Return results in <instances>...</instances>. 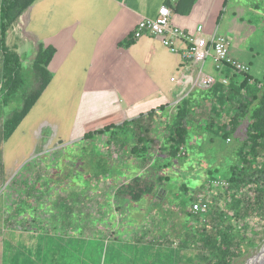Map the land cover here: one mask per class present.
<instances>
[{
    "label": "rangeland",
    "instance_id": "1",
    "mask_svg": "<svg viewBox=\"0 0 264 264\" xmlns=\"http://www.w3.org/2000/svg\"><path fill=\"white\" fill-rule=\"evenodd\" d=\"M240 1L243 5L228 4L230 8H227L221 19H217V21L221 20L220 31L219 21L216 27L217 33L228 39L232 51L239 48L234 54L241 62L248 65L249 74L254 79L264 81V0ZM55 2V0H44V2L37 0L26 14L30 11V29L39 33L44 23L42 26L44 36L50 37L49 42L56 45V20L57 18L63 20L67 11L59 10L55 13ZM58 5L61 6V4ZM64 23L66 24V21ZM229 30L230 34L224 33ZM31 48L28 46V49ZM25 52L20 51L24 58L22 59L23 74L27 83L30 84L33 62L29 60L28 54L24 55ZM57 59L55 55L50 65L51 71L55 68ZM204 70L215 75L210 59L207 60ZM1 74L0 69V76ZM29 86L31 84L26 85V87ZM64 87L68 88V85ZM78 87L77 84L72 85V89H68L66 95L68 99L65 100L54 101L53 90L48 92L46 98L39 101L37 108L25 118L20 129L7 141L3 139V122L18 107V104L16 99H12L5 107L0 89V264H178L180 261L187 262L194 254V250L179 247V244L183 234L192 229L191 218L186 214L190 211L191 201L199 193L198 196L212 192L217 194L211 197V200L212 198L219 201L227 199L226 179L230 174V166L237 160L236 151L247 136L249 114L239 119L230 141H226L218 133L191 123L185 145L186 155L179 157L165 156L166 154L161 150L165 126L172 122L175 108L172 107L169 114L163 117L146 123L147 120H143L142 123L153 127L155 140L152 146V159L153 156L160 155L159 158L153 159L151 168L147 167L148 173L143 171V174L148 178L150 176L168 178L164 186L159 185L165 189V191L160 190L159 201L152 196H145L139 202H114L112 199L116 185H111L108 180H101L93 183L88 192L92 195V199H102L106 202L108 197V204L101 206L92 203L84 208V216L78 215L80 218L78 221H81L79 225L84 228L83 236L76 233L72 240L44 239L35 242L32 238L33 234H19L18 231L10 233V230H7L4 224L3 200L19 178L24 179L28 176L35 178L40 174L39 169L42 172V169L46 168L49 174L54 172V177L47 175L54 179L57 174L62 177L70 170L72 176L63 181L64 188L68 193L72 191V188L74 191H79L83 189L80 183L85 182V180L80 182L79 179L87 178L86 172L90 169L88 165L93 160L85 149L89 151L90 148L95 147L92 144H96L102 152L111 151L115 159L121 155L125 165L121 163L118 167L123 178L127 176L123 174L124 170L130 171L129 178L138 175L139 167L142 171L141 168L148 164L135 165L136 159L128 155L129 150H124L125 153L117 152L114 145H108V136L98 137L93 140L94 142L86 143L82 140L65 145L75 125L77 112L75 91ZM52 89L57 88L53 85ZM209 103L206 102L200 107L202 109L198 112L199 116L196 115L198 121H209ZM98 149H96L97 152H99ZM211 177L214 180L210 181ZM153 180L155 179H152V182ZM94 186L96 190L91 192L90 189ZM211 189L212 192H210ZM259 226L262 229L261 235L254 237V245L247 247L244 256L235 264H256L258 258L263 255L264 223H259ZM19 240L22 243H29L33 249L37 244L42 250L36 252L32 248L22 249L17 243ZM165 240H170L174 244H161Z\"/></svg>",
    "mask_w": 264,
    "mask_h": 264
},
{
    "label": "trees",
    "instance_id": "2",
    "mask_svg": "<svg viewBox=\"0 0 264 264\" xmlns=\"http://www.w3.org/2000/svg\"><path fill=\"white\" fill-rule=\"evenodd\" d=\"M36 1L2 0L1 4L0 44L3 49L1 97L4 98L5 104L12 99H16L18 104L3 122L4 141L9 140L18 131L52 80L49 65L55 55L53 46L39 44L32 63L31 86L26 87L30 84L25 80L21 57L6 44L8 32ZM196 2L197 0H167L166 6H173L178 14L188 15ZM134 38L133 34L126 45L131 44ZM215 75L217 81L207 89L209 91L204 98L206 102H210L209 121L201 127L218 133L220 137L230 141L239 119L249 114L247 136L236 151V162L229 169L225 193L227 199L219 201L212 198L213 204L206 215L193 213L191 207L186 213L191 218L192 229L183 234L179 247L191 248L194 254L187 262L180 261L178 264H235L244 256L246 248L254 245V237L260 236L262 232L258 225L264 223V81L254 79L249 73H238L228 64H225ZM223 80H227L228 84H223ZM198 106L201 107L202 104L194 102L192 97L184 98L178 104L173 121L165 126L161 147L165 156L186 155L185 145L189 137V126L193 124L192 115ZM163 109L164 107H161V110ZM155 113V111L148 113L149 118L145 123L152 119ZM143 117L126 121L121 125H110L100 130L89 131L82 140L86 143L94 142L93 140L98 137L108 136V145H114L117 152L125 153L129 150L128 155L131 158L149 165L153 162L151 154L154 139L151 137L152 127L142 123ZM92 146L95 147L90 148L89 151L85 149L93 160L89 162L87 178L79 179V181L85 180L80 183L83 189L79 191H74L72 188L68 193L64 188L63 181L72 176L70 170L65 176L61 177L57 174L53 179L47 175L53 176L54 172L49 174L46 168V170L42 169V172L39 169L40 174L35 178L33 176L19 178L13 184L3 200L4 224L10 233L18 231L19 234H33L32 238L35 242L44 239L72 240L76 233L83 236L84 228L79 225L81 221H78L80 220L78 215L81 216L84 208L92 203L101 206L108 204V197L104 198L106 199L104 202L102 199H92V195L88 192L93 183L101 180H108L111 185H116L112 199L114 202H139L145 196L160 200L159 185H164L168 179L166 176H157L152 182V178L142 173L126 181L118 167L123 163L121 155L115 159L111 151L104 154L96 144ZM159 157L160 155L157 158ZM211 180H214L213 177L210 178ZM95 187L90 191L96 190ZM212 191L211 189L210 192ZM215 194L217 193L212 192L209 195L215 197ZM199 197L198 195L193 197L191 205ZM17 243L22 249L25 247L33 249L29 243H22L21 240ZM161 244L174 243L165 240ZM35 246L33 250L36 252L42 250L37 244Z\"/></svg>",
    "mask_w": 264,
    "mask_h": 264
},
{
    "label": "crops",
    "instance_id": "3",
    "mask_svg": "<svg viewBox=\"0 0 264 264\" xmlns=\"http://www.w3.org/2000/svg\"><path fill=\"white\" fill-rule=\"evenodd\" d=\"M40 1L44 2V0ZM55 1V13L59 10L67 11L63 20L60 18L56 20V45L49 42L50 37L44 36L42 32L44 23L39 33L30 29V11L28 14L25 12L8 32L6 44L10 49L18 52L21 60L24 58L20 51H26L24 55L28 54L31 62L37 55L39 44L51 45L55 48L57 64L52 71L50 65L53 60L49 65L52 80L40 98L41 101L51 90L54 92V101L68 99L66 96L68 89H72L74 84L79 86L75 91L77 94L75 125L65 145L82 141L89 131L100 130L110 125H121L142 116L147 120L148 113L152 111L156 113L151 121L163 117L169 114L172 107L177 111L178 104L184 98L192 97L194 102L206 103L207 100L204 98L209 90L195 85L199 65L186 63L180 53L170 51L159 38L151 35L134 38L131 44L126 45V42L132 38L138 22L155 18L160 7L166 5L167 0ZM232 3L243 5L240 0H197L188 15L178 14L173 6H170L168 8L171 10V26L194 33L195 28L203 25L206 36L220 35L216 27L219 21L220 31L221 20L217 21V19L222 18L227 8H230L228 4ZM1 4L2 0H0V9ZM171 4L174 5L172 2ZM74 23L76 25H73ZM224 33L230 34L231 31ZM51 37L53 38V35ZM177 45L179 48L184 47L180 42ZM28 46L32 48L28 49ZM237 50L230 49V54L241 62L234 54ZM2 64L3 49L0 44L1 72ZM173 78L175 81H172ZM1 81L0 76V84ZM53 85L57 89H52ZM64 85H68V88ZM38 103L32 111L37 108ZM7 105L8 103L5 107ZM161 107L164 109L161 110ZM200 109L202 108L198 106L192 115L193 124L199 127L205 125V121L199 120V122L196 116H199ZM173 119L174 117L172 121ZM151 137L154 139V133ZM103 153L107 154L108 151ZM153 157L155 159L158 155ZM134 163L137 165L140 162L135 160ZM150 164L143 166L142 171L138 166L140 171L138 175H142L143 171L147 172L151 167ZM124 171L127 174L124 179H127L130 171ZM150 178L155 179L154 176ZM160 190L165 191L164 187Z\"/></svg>",
    "mask_w": 264,
    "mask_h": 264
},
{
    "label": "built area",
    "instance_id": "4",
    "mask_svg": "<svg viewBox=\"0 0 264 264\" xmlns=\"http://www.w3.org/2000/svg\"><path fill=\"white\" fill-rule=\"evenodd\" d=\"M144 35L159 38L170 51L180 53L186 63L199 65L200 69L195 85L200 88L209 89L217 81L216 75L204 70L208 59L211 60L215 73H218L225 64L234 67L238 73H249L250 71L247 64L237 61L231 56L230 43L226 37L221 35L206 36L203 26H198L195 33H188L178 27L171 26V10L166 5L160 7L155 18H147L138 22L134 36L138 39ZM178 42L182 43L184 47L179 48ZM172 81L175 79L173 78ZM223 84L227 85L228 81L223 80ZM216 183L218 184V182ZM205 196H200L191 205L193 213L206 215L210 211L213 204L211 196L209 195L208 199Z\"/></svg>",
    "mask_w": 264,
    "mask_h": 264
},
{
    "label": "bare ground",
    "instance_id": "5",
    "mask_svg": "<svg viewBox=\"0 0 264 264\" xmlns=\"http://www.w3.org/2000/svg\"><path fill=\"white\" fill-rule=\"evenodd\" d=\"M263 253V252H262ZM256 264H264V253L262 256L258 258V262Z\"/></svg>",
    "mask_w": 264,
    "mask_h": 264
}]
</instances>
